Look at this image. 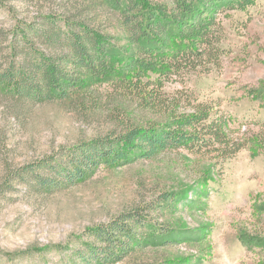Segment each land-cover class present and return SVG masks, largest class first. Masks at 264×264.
<instances>
[{
    "label": "rangeland",
    "instance_id": "rangeland-1",
    "mask_svg": "<svg viewBox=\"0 0 264 264\" xmlns=\"http://www.w3.org/2000/svg\"><path fill=\"white\" fill-rule=\"evenodd\" d=\"M0 5V71L9 63L19 24L38 25L47 15H88L91 21L96 16L94 26L115 40L119 52L111 61L115 73L82 83L80 99L34 103L0 94V264H100L81 260L91 256L88 246L97 254L103 249L87 230L134 211L145 221L114 264H264V0L246 12L221 15V70L164 88L170 99L181 100L174 118L205 104L211 108L209 123L226 121L237 153L228 157L219 144L171 148L151 160L102 164L73 184L26 168L52 157L66 164V153L79 145L165 123L144 111L136 94L120 90L122 68L133 51L117 14L93 13L95 0ZM38 178L58 185L41 187Z\"/></svg>",
    "mask_w": 264,
    "mask_h": 264
},
{
    "label": "trees",
    "instance_id": "trees-1",
    "mask_svg": "<svg viewBox=\"0 0 264 264\" xmlns=\"http://www.w3.org/2000/svg\"><path fill=\"white\" fill-rule=\"evenodd\" d=\"M258 1L95 0L93 13L104 10L119 16L123 40L133 51L123 65L120 90L136 94L140 107L160 116L158 123L165 125L133 128L118 137L79 145L66 153V164L52 157L27 167L26 172L47 170L73 184L102 164H129L138 157L151 160L171 148L219 144L228 157L237 153L240 148L235 149L236 145L228 142L226 121L220 118L209 123L211 108L205 104L193 107L190 115L174 118L181 100L170 99L164 88L171 82L185 83L192 75L221 70L226 54L222 47L225 33L221 15L246 12ZM86 16L47 15L38 25L20 23L10 42L9 63L0 71V94L34 103L65 102L83 97L82 83L112 76L116 68L111 61L119 53L113 44L115 40L94 26L96 16L92 21ZM39 45L55 53L47 54ZM37 181L41 187L58 185L53 178ZM144 221L140 212L134 211L120 215L104 227L88 229L89 236L103 244V249L97 254L93 246H88L91 256L81 260L120 262L136 242V230Z\"/></svg>",
    "mask_w": 264,
    "mask_h": 264
}]
</instances>
